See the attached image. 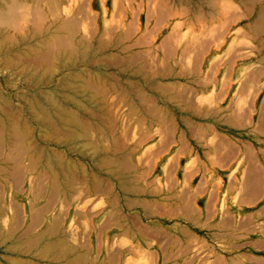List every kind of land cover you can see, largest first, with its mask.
<instances>
[{
  "label": "rangeland",
  "instance_id": "obj_1",
  "mask_svg": "<svg viewBox=\"0 0 264 264\" xmlns=\"http://www.w3.org/2000/svg\"><path fill=\"white\" fill-rule=\"evenodd\" d=\"M171 3L0 0V119L10 127L0 125V264H44L77 252L85 193L82 156L68 143L75 134L96 140L99 125H152L167 140L189 129L195 157L177 155L169 169L155 149L136 147L141 133L115 132L93 145L114 152L115 173L179 177L201 174L210 161L227 164L231 140L264 137L256 129L264 125V0H190L189 22L171 13ZM85 97L87 109L64 116L76 123L60 121ZM59 163L72 168L69 187ZM155 183L159 196L175 181ZM49 224L69 227L70 243L44 249ZM160 242L159 253L190 254L189 264H229L209 260L214 248L199 227L190 226L188 237L164 231Z\"/></svg>",
  "mask_w": 264,
  "mask_h": 264
},
{
  "label": "crops",
  "instance_id": "obj_2",
  "mask_svg": "<svg viewBox=\"0 0 264 264\" xmlns=\"http://www.w3.org/2000/svg\"><path fill=\"white\" fill-rule=\"evenodd\" d=\"M171 5V13H184L178 20L190 21V0H172ZM95 129L100 134L96 140L78 133L68 142L83 160L80 177L85 197L78 213L79 247L65 258L55 257L44 264H157L165 259L189 264L190 254L163 255L157 246L164 231L171 237H188L190 226L201 228L204 243L214 248L209 260L264 264V137L231 140L224 154L227 164L210 161L201 174L190 172L179 177L171 172L115 173L114 152L93 145L112 138L109 134L115 132L141 133L142 141L136 147L155 149L162 168L169 169L177 163V155L181 161L184 156L194 159L189 129H177L167 140L154 135L162 130L152 125H99ZM256 129L260 132L264 125ZM168 148L174 151L164 153ZM219 149L222 159L223 150ZM203 156L211 158V150L204 148ZM145 162L154 160L148 157ZM75 166L78 168V162ZM71 169L61 173L68 187L73 178ZM159 180L175 181L169 193L155 194ZM42 236L44 249L47 244H69L72 238L69 227L57 228L56 224L45 225Z\"/></svg>",
  "mask_w": 264,
  "mask_h": 264
},
{
  "label": "bare ground",
  "instance_id": "obj_3",
  "mask_svg": "<svg viewBox=\"0 0 264 264\" xmlns=\"http://www.w3.org/2000/svg\"><path fill=\"white\" fill-rule=\"evenodd\" d=\"M260 14V13H259ZM3 13L2 12H0V19H3ZM264 18V17H263ZM259 21H262L263 22V20H259ZM262 22H261V24H262ZM263 25V27H264V23L262 24ZM257 26V25H256ZM259 26H261L260 24H259ZM258 27V26H257ZM261 29V31L263 30V28H260ZM263 32V31H262ZM1 47V46H0ZM1 49V48H0ZM69 61V60H68ZM61 66V65H60ZM62 68H64V69H66L67 70V68H75L76 67V64L74 63V62H68V63H63L62 62V66H61ZM50 69V68H49ZM51 70H53V69H51ZM50 70V71H51ZM50 71H49V73H50ZM52 72V71H51ZM56 72V71H55ZM52 73H54V70H53V72ZM51 73V74H52ZM32 74V73H31ZM33 76V75H32ZM75 78H77V77H75ZM83 85V84H82ZM85 86H82V88H84ZM81 88V87H80ZM85 89V88H84ZM78 90V89H77ZM79 94V93H78ZM62 95V94H61ZM69 98H70V96H68ZM91 104V100L88 98V97H85L84 98V100H82V101H77V103H76V109H72L71 111L70 110H67V109H65L64 111H63V117H62V120H60V121H62L63 123H65V124H73L74 122L76 123V121L75 120H69V119H67L66 117H64L66 114H68V113H70V114H73V115H76V112L78 111V112H80V111H84L85 109H87V107L89 106V105ZM56 107H57V105H56ZM60 109H61V107H59ZM62 111V110H61ZM57 116V115H56ZM59 117V116H58ZM1 118V117H0ZM6 121V120H5ZM3 119H0V125H1V127H3V128H8L9 126H7V125H9V124H6V122H5ZM74 121V122H73ZM14 126V125H13ZM10 128V127H9ZM29 130V129H28ZM28 137H29V135H28ZM14 140V136H9L8 138H7V141L8 142H10V143H12V142H14L13 141ZM63 164H61V163H59V166H61L60 167V169L62 170V171H65L64 170V167L62 166Z\"/></svg>",
  "mask_w": 264,
  "mask_h": 264
}]
</instances>
